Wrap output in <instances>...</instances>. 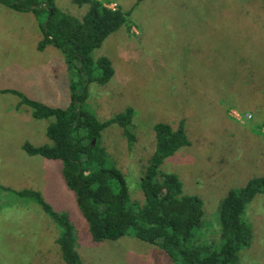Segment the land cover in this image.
Masks as SVG:
<instances>
[{"label": "rangeland", "instance_id": "374dc122", "mask_svg": "<svg viewBox=\"0 0 264 264\" xmlns=\"http://www.w3.org/2000/svg\"><path fill=\"white\" fill-rule=\"evenodd\" d=\"M102 1L126 13V23L90 55L94 62L106 58L112 77L86 85L59 50L37 48L42 35L32 13L0 5V264H65L57 250L60 226L31 193L53 213L68 216L77 240L91 238L61 163L23 151L25 143L52 144L46 130L54 119H34L19 95L64 109L75 82L77 91L85 87L83 106L99 122L131 110L127 129L134 141L129 144L124 129L112 123L97 144L105 166L123 174L130 203L140 207L155 127L182 123L188 145L165 158L159 171L175 175L183 194L202 200L208 242L219 240L226 194L264 177V0ZM55 5L77 19L87 9L73 0ZM243 220L251 238L237 264H264V193L246 205ZM77 253L84 264H173L133 229Z\"/></svg>", "mask_w": 264, "mask_h": 264}, {"label": "trees", "instance_id": "16d2710c", "mask_svg": "<svg viewBox=\"0 0 264 264\" xmlns=\"http://www.w3.org/2000/svg\"><path fill=\"white\" fill-rule=\"evenodd\" d=\"M73 1L77 6H87L80 19L62 13L55 0H0V5L32 13L42 35L39 50L48 45L59 50L84 85L104 84L113 75L111 65L103 57L94 62L90 55L126 23L127 14L118 6L112 10L102 0ZM97 69L101 71L100 76L94 75ZM76 85L71 83L70 105L64 109L14 93L31 108L34 119H54L46 130L51 145L33 147L25 143L22 148L29 156L39 155L61 163L62 178L74 194L92 241H114L133 229L135 237L155 246L173 264H237L240 252L248 247L251 238L243 220L244 210L256 195L264 193V177L252 179L243 188L226 194L219 207V240L208 242L202 233V200L183 194L182 184L175 175L159 171L165 158L188 145L182 123L176 129L166 124L155 127V152L140 182L145 200L140 207L130 203L123 174L115 167L105 166L103 150L97 144L101 132L112 123L124 129L131 144L134 136L127 128L132 111L101 123L83 106L87 98L85 87L81 92ZM29 196L36 197L60 226L57 243L62 261L83 264L75 250L76 238L68 216L50 211L37 193Z\"/></svg>", "mask_w": 264, "mask_h": 264}, {"label": "crops", "instance_id": "0c3cea01", "mask_svg": "<svg viewBox=\"0 0 264 264\" xmlns=\"http://www.w3.org/2000/svg\"><path fill=\"white\" fill-rule=\"evenodd\" d=\"M112 5H115V3H112V4H110V5H108V6H112ZM117 7V6H116ZM9 9V8H8ZM12 10V9H11ZM14 11V10H13ZM19 13V15H22V16H26V15H29V12L28 13H21V12H18ZM31 14V13H30ZM38 29H39V26H38ZM39 32H40V30H39ZM131 32L133 33V31L131 30ZM41 34V33H40ZM112 35V34H111ZM38 48V47H37ZM232 114L233 113H235V114H238L237 112H231ZM235 119V118H234ZM262 127H264V123L262 124ZM48 138V137H47ZM24 151V150H23ZM29 156V155H28ZM87 233H88V231H87ZM54 234H56V233H54ZM59 237V236H58ZM58 239V238H57ZM76 240V242H75V250L78 252L81 248H82V250L84 251L85 250V248L88 246V245H92L93 243H95V242H93L92 241V239L91 238H89V236H88V234H86V241H80V240H77V239H75ZM57 241V240H56ZM78 241H80V245H78ZM110 241H112V240H110ZM57 244V243H56ZM58 246V245H57ZM57 250L59 251V247L57 248ZM58 251H56V253L58 254V256H59V253H58ZM79 254V253H78ZM80 256V255H79ZM80 259H81V257H80ZM81 261L83 262V260L81 259ZM27 264V263H26ZM84 264V263H83Z\"/></svg>", "mask_w": 264, "mask_h": 264}, {"label": "built area", "instance_id": "2783aa9c", "mask_svg": "<svg viewBox=\"0 0 264 264\" xmlns=\"http://www.w3.org/2000/svg\"><path fill=\"white\" fill-rule=\"evenodd\" d=\"M109 8H111L112 10H115V7H116V5H112V6H108ZM235 116V118L237 119V120H239L240 121V117L238 116V114H236V115H234ZM248 119L250 118V115H247L246 116Z\"/></svg>", "mask_w": 264, "mask_h": 264}, {"label": "water", "instance_id": "95a60500", "mask_svg": "<svg viewBox=\"0 0 264 264\" xmlns=\"http://www.w3.org/2000/svg\"><path fill=\"white\" fill-rule=\"evenodd\" d=\"M92 143H94V141Z\"/></svg>", "mask_w": 264, "mask_h": 264}]
</instances>
